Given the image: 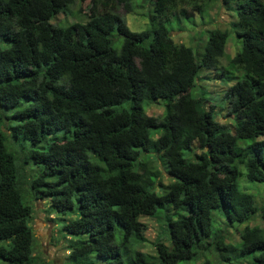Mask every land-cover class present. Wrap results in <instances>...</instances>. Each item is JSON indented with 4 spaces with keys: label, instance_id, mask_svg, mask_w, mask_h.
<instances>
[{
    "label": "trees",
    "instance_id": "trees-1",
    "mask_svg": "<svg viewBox=\"0 0 264 264\" xmlns=\"http://www.w3.org/2000/svg\"><path fill=\"white\" fill-rule=\"evenodd\" d=\"M73 1L0 0V264L37 258L33 205L22 200L7 138L30 141L23 159L41 165L29 179L31 193L74 235L66 258L73 264H125V257L129 264H177L210 235L212 210L231 225L256 211L264 220V205L237 183L240 164L247 180L264 181V0H218L236 13L230 24L238 47L227 64L240 75L224 91L232 131L213 125L204 98L190 95L198 69L215 67L223 55L228 31L210 29L194 54L166 27L172 14L187 16L178 6L201 12L207 0H148L149 27L141 31L118 12L120 5L131 10L130 0H88L84 19L54 24L51 17ZM113 35L121 36L119 47ZM158 99L164 112L145 113L143 102ZM53 131L62 134L39 147ZM141 151L160 159L168 183L157 185L158 171L139 159ZM181 208L165 217V240L152 242L154 253L132 246L145 239L142 216ZM238 237L226 244L213 233L204 245L226 250V260L248 255V264H264V227L246 224ZM198 264L214 263L205 257Z\"/></svg>",
    "mask_w": 264,
    "mask_h": 264
},
{
    "label": "rangeland",
    "instance_id": "rangeland-1",
    "mask_svg": "<svg viewBox=\"0 0 264 264\" xmlns=\"http://www.w3.org/2000/svg\"><path fill=\"white\" fill-rule=\"evenodd\" d=\"M86 3H88V0H82L81 3L78 0H74L67 7V12H59L56 17H51V21L54 24L65 25L76 20L84 19L87 9H83ZM130 5H132V8L129 11L122 5L118 8V12L123 17L122 19L128 28L130 30L141 31V29L149 27L148 14L151 5L148 3V0H130ZM182 6L186 9L188 13L187 16L184 15L178 18L177 15L172 14L169 21L166 22V27L169 29L173 39L190 46L194 54L204 50V45L208 38L207 34L210 29L220 28L228 31V39L223 55L218 58L215 67H201L198 69L194 85L190 89V95L204 98L203 107L205 111L210 113L213 125H224L228 130L232 131L234 116L232 113H229L224 91L225 88L236 81L240 75L237 69L230 68L227 64L228 56L231 57L238 47L235 40L236 35H234L233 27L230 24V21L234 20L236 17L235 9H226L218 0H207L201 12L193 9L191 5L187 4L178 6L176 11L178 12L179 8ZM113 37L116 38L113 45L119 47L121 36L116 37V35H113ZM142 105L144 108L143 110L148 114L160 115L165 110L164 100L162 99L152 102H143ZM5 121L14 123V118H9ZM57 134H62V131L51 132L49 136L38 143V146L45 147L46 144L50 142L51 138ZM157 135L155 130L150 131L151 137H156ZM5 143L7 149L15 156L19 181L21 180V185L23 186L22 200L25 203L33 205L31 219H29L28 223L32 227V246L34 249V256L37 257L34 264H73L66 258L70 251L67 246V239L69 236L71 237L74 235L65 234L62 229H59L63 220L55 219L54 217H56L57 214L46 210L48 204L45 199L34 200L35 198H33L34 196L31 193L32 188L29 186V179L37 173L41 165H37L31 160L30 162H26L23 159V157L28 154L30 141L27 139L17 140L15 138H7ZM193 151L194 150H185L183 154L184 156H189ZM195 151L199 152L198 148H195ZM142 152L143 151H141L139 155V159L143 158L149 161L153 169L158 171L157 175L154 177L155 182L157 180L160 181H157V185H159V183H168L170 177L164 171V164L161 163L160 159H157L152 152ZM239 167L241 174L237 176L238 186L253 195L254 204L257 207L264 205V181L259 183L257 181L247 180L244 175V172H246L245 166L240 164ZM160 189L161 187L158 186L157 190L161 191L162 189ZM184 210L185 209L181 208L177 212L170 214L168 211L166 212L160 209L154 216H142L140 221L144 224V227L141 233L145 239L141 242L132 243V246L136 250L154 253L155 249L152 242L155 240H165L162 233V230H164L163 228H165V217H177V215L184 213ZM256 212L251 214L246 221L233 222L231 225L227 223L219 209L212 210V231L210 235L202 239L203 242L200 244L202 247L197 249V254L195 253V255L188 260H181L177 262V264H198L205 257L209 258L214 264H248L251 260L248 255H230L231 260H226L221 257V253L228 255L226 250L216 248L213 245H211V248L204 244L212 241L213 233H217L224 243L234 244L239 241V232L242 231V228L246 224H257L258 226L264 227V220ZM63 216L66 218L69 217L66 213L63 214ZM119 229V226H117L115 230V241L119 236ZM121 252L124 254V249L122 247ZM124 263L129 264L126 257Z\"/></svg>",
    "mask_w": 264,
    "mask_h": 264
}]
</instances>
